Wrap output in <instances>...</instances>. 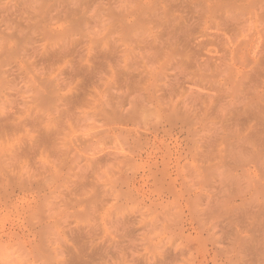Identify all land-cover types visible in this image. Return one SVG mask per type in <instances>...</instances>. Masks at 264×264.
Returning a JSON list of instances; mask_svg holds the SVG:
<instances>
[{
    "label": "rangeland",
    "instance_id": "rangeland-1",
    "mask_svg": "<svg viewBox=\"0 0 264 264\" xmlns=\"http://www.w3.org/2000/svg\"><path fill=\"white\" fill-rule=\"evenodd\" d=\"M0 264H264V0H0Z\"/></svg>",
    "mask_w": 264,
    "mask_h": 264
}]
</instances>
